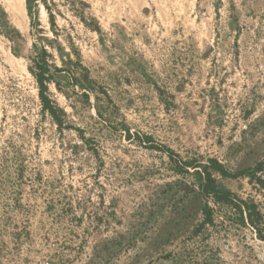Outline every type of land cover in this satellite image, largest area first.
<instances>
[{
    "label": "rangeland",
    "instance_id": "374dc122",
    "mask_svg": "<svg viewBox=\"0 0 264 264\" xmlns=\"http://www.w3.org/2000/svg\"><path fill=\"white\" fill-rule=\"evenodd\" d=\"M168 151L264 212V0H0V264H264L250 226H200Z\"/></svg>",
    "mask_w": 264,
    "mask_h": 264
},
{
    "label": "trees",
    "instance_id": "16d2710c",
    "mask_svg": "<svg viewBox=\"0 0 264 264\" xmlns=\"http://www.w3.org/2000/svg\"><path fill=\"white\" fill-rule=\"evenodd\" d=\"M50 17L52 20L54 19L52 13H50ZM35 24V21H33L32 25L34 26ZM94 28L97 31L99 30L98 25ZM48 55L49 53L46 48L42 47L41 54H38L33 60L34 67L32 68V73L38 83L42 109L51 115L59 128H63L65 126L64 113L49 94V83L54 80V75ZM79 64L82 65L80 61ZM56 70L59 71L61 69L56 67ZM87 78H89L88 75ZM128 136L134 135L128 133ZM136 137L140 142L151 148H168L159 143L155 144L156 141L150 134L136 133ZM168 152L170 162L173 164L172 166L176 173L188 174L192 170H195L201 178L199 183V195L201 196L200 211L202 215L201 227L210 226L216 228L218 216H221L225 222L229 221L231 225L250 226L257 232L258 237L264 240V212L258 203L241 198L231 189L219 185L215 174L227 175L224 165L219 160L210 157L205 159L203 155L183 157L174 151ZM259 183L264 188V179L260 178Z\"/></svg>",
    "mask_w": 264,
    "mask_h": 264
},
{
    "label": "bare ground",
    "instance_id": "6f19581e",
    "mask_svg": "<svg viewBox=\"0 0 264 264\" xmlns=\"http://www.w3.org/2000/svg\"><path fill=\"white\" fill-rule=\"evenodd\" d=\"M22 1V0H21ZM20 8V9H19ZM22 9V7H21V5L19 4V7H18V9H17V13L20 15L21 14V10Z\"/></svg>",
    "mask_w": 264,
    "mask_h": 264
},
{
    "label": "built area",
    "instance_id": "2783aa9c",
    "mask_svg": "<svg viewBox=\"0 0 264 264\" xmlns=\"http://www.w3.org/2000/svg\"><path fill=\"white\" fill-rule=\"evenodd\" d=\"M42 264H50V261L46 260V261L43 262Z\"/></svg>",
    "mask_w": 264,
    "mask_h": 264
}]
</instances>
